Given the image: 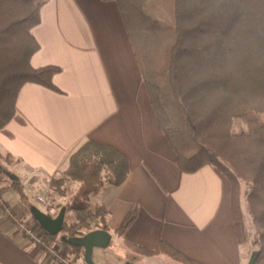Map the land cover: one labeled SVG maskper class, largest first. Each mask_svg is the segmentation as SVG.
<instances>
[{
	"label": "crops",
	"instance_id": "1",
	"mask_svg": "<svg viewBox=\"0 0 264 264\" xmlns=\"http://www.w3.org/2000/svg\"><path fill=\"white\" fill-rule=\"evenodd\" d=\"M32 35L40 49L31 66L52 65L60 71L53 77L55 90L25 84L15 115L0 129V195L14 213L35 223L18 196L6 189L23 187L33 204V192L48 187L84 142L106 143L127 157L126 181L105 186L64 213L69 224L80 221L78 211L106 212L108 233L116 244L93 249V264H160L163 256L136 258L114 250L123 244L112 232L132 208L135 219L125 238L137 244L154 248L161 239L201 264H248L250 247L238 243L232 226L227 180L208 166L184 174L174 164L116 5L45 0ZM55 210L50 208V216ZM92 219L98 226L99 220ZM66 251L73 264H85L82 249ZM0 264L56 263L0 214Z\"/></svg>",
	"mask_w": 264,
	"mask_h": 264
},
{
	"label": "trees",
	"instance_id": "2",
	"mask_svg": "<svg viewBox=\"0 0 264 264\" xmlns=\"http://www.w3.org/2000/svg\"><path fill=\"white\" fill-rule=\"evenodd\" d=\"M44 1L0 0V129L15 115L25 84L56 89L53 77L60 68L31 66L40 49L32 29L40 23ZM100 1L112 2L118 9L174 164L184 174L208 166L227 180L238 243L247 244L250 255L258 254L255 264H264V0ZM60 175L50 184L57 195L64 196L61 189L67 183L79 187L54 216L98 195L107 185H122L129 175L128 159L112 145L86 141ZM14 189L30 211L33 205L24 190ZM94 217L99 220L96 228L84 219L64 221L59 235L45 232L46 238L66 250H81L62 243L61 237L110 231L103 209H96ZM134 219L132 208L112 232L122 238L131 256L201 264L161 239L148 248L125 238Z\"/></svg>",
	"mask_w": 264,
	"mask_h": 264
},
{
	"label": "water",
	"instance_id": "3",
	"mask_svg": "<svg viewBox=\"0 0 264 264\" xmlns=\"http://www.w3.org/2000/svg\"><path fill=\"white\" fill-rule=\"evenodd\" d=\"M31 215L35 222L50 236H57L64 230V213L65 208H62L55 218H52L42 212L35 206L31 207ZM111 241L110 234L105 230H95L85 234L79 238L61 237V242L69 246L79 247L83 250L85 264H93L92 252L93 249H106ZM258 254L252 253L249 257L248 264H255Z\"/></svg>",
	"mask_w": 264,
	"mask_h": 264
},
{
	"label": "rangeland",
	"instance_id": "4",
	"mask_svg": "<svg viewBox=\"0 0 264 264\" xmlns=\"http://www.w3.org/2000/svg\"><path fill=\"white\" fill-rule=\"evenodd\" d=\"M0 169H2L1 167H0ZM38 174H40L41 176L43 175V177H45L46 178V176H44V174H42V172H39ZM40 175H38V176H40ZM61 177V175H59V176H56L54 179H51L50 181H49V186L48 187H41V189L40 188H38L39 190H37V191H35V192H33V194L31 193V192H29V193H31L32 195H34V194H36V196H37V198H40L41 200H37V198H36V201L35 202H32L33 204V206H35L36 208H38V209H40L42 212H44L45 214H47L48 216H50V214H51V212H50V208H54V206H56V210H55V212L57 211V207L58 206H60V205H64V202H69V201H71V197L76 193V191H77V188L79 187V184L78 183H73V184H65V185H63L62 186V189L61 190H63V193H64V196H59V195H57L55 192H53L52 191V189L50 188V184H51V182L52 181H54V180H57V179H59ZM2 178V177H1ZM44 186V185H43ZM22 189H23V187H22ZM28 190V189H27ZM34 191V190H33ZM7 192H11V193H13V195H15V196H18L17 195V193H15L16 192V190H14V192L13 191H10L9 189H6V193ZM24 192H26V191H24ZM30 194V196H32ZM29 196V197H30ZM26 197H27V195H26ZM34 196H32V198H33ZM91 197V196H90ZM3 199V198H2ZM4 201V200H3ZM5 202V201H4ZM61 202V203H60ZM7 205H8V203L7 202H5ZM76 203H78V202H76ZM76 203H74L73 205H74V207H76L77 206V204ZM29 204L31 205V203L29 202ZM9 206V205H8ZM24 206V205H23ZM26 207H27V205H26ZM31 208V207H30ZM76 211H77V208H76ZM94 211H93V208H89L88 210H85V211H78V212H76L75 213V215H76V219L78 220V219H80V220H83L82 218L83 217H85V222L87 223V224H89L92 228H94L95 227V225L97 226V222L96 223H94V221H93V219L89 216V215H93V217H94V213H93ZM244 213H245V222H246V227H247V230H249V227H250V220H249V218H248V216H247V214H246V210H245V207H244ZM31 214V213H30ZM32 216V215H31ZM50 217H52V218H55L56 216H50ZM94 219L96 220V218L94 217ZM74 220H75V217H74ZM33 221H35L34 220V218H33ZM36 223V222H35ZM37 224V223H36ZM38 225V224H37ZM41 228V227H40ZM111 244H112V246L113 245H115L116 244V241H114V240H112L111 241ZM74 249H70V251L72 252ZM114 250H116V251H118L119 253H121V254H123V255H128L129 254V252L123 247V246H118V247H114ZM160 264H176L175 262H173V261H170V260H168V259H166V258H164V257H160Z\"/></svg>",
	"mask_w": 264,
	"mask_h": 264
},
{
	"label": "built area",
	"instance_id": "5",
	"mask_svg": "<svg viewBox=\"0 0 264 264\" xmlns=\"http://www.w3.org/2000/svg\"><path fill=\"white\" fill-rule=\"evenodd\" d=\"M37 200H41L37 198ZM0 214L10 220L18 234L26 238L31 243L40 246L46 252L49 260L55 261L56 264H73L66 249L60 243L49 242L46 238L45 231L36 223H30L14 213L0 195ZM93 218V215H89ZM85 220V218H82Z\"/></svg>",
	"mask_w": 264,
	"mask_h": 264
}]
</instances>
